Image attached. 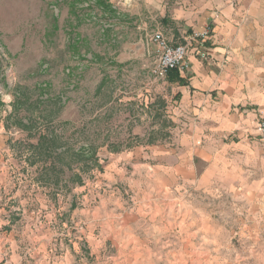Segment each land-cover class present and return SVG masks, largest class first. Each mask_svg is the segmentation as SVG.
I'll use <instances>...</instances> for the list:
<instances>
[{"label": "rangeland", "instance_id": "374dc122", "mask_svg": "<svg viewBox=\"0 0 264 264\" xmlns=\"http://www.w3.org/2000/svg\"><path fill=\"white\" fill-rule=\"evenodd\" d=\"M162 8L0 0V264H264V167L181 181L149 157L182 125L148 43H195Z\"/></svg>", "mask_w": 264, "mask_h": 264}, {"label": "crops", "instance_id": "0c3cea01", "mask_svg": "<svg viewBox=\"0 0 264 264\" xmlns=\"http://www.w3.org/2000/svg\"><path fill=\"white\" fill-rule=\"evenodd\" d=\"M157 1L173 38L185 42L205 28L210 35L190 43L189 70L178 72L183 84L165 78L175 93L170 118L182 128L172 147L151 149L149 157L181 181L195 179L197 163L205 165L200 177L243 168L255 174L264 167V143L254 134L264 116V0Z\"/></svg>", "mask_w": 264, "mask_h": 264}, {"label": "built area", "instance_id": "2783aa9c", "mask_svg": "<svg viewBox=\"0 0 264 264\" xmlns=\"http://www.w3.org/2000/svg\"><path fill=\"white\" fill-rule=\"evenodd\" d=\"M214 18H218V15H214ZM210 35L208 28L203 29L201 32L190 34L187 42L191 41H204ZM152 44L156 48L158 59L152 73L157 78H166L168 73L172 70H177L181 74H185L189 70V63L187 61V45L170 46L165 40L163 34L159 31L155 32L151 38ZM202 59H206V54H200ZM257 134L261 137L264 143V116L260 119L257 127Z\"/></svg>", "mask_w": 264, "mask_h": 264}, {"label": "trees", "instance_id": "16d2710c", "mask_svg": "<svg viewBox=\"0 0 264 264\" xmlns=\"http://www.w3.org/2000/svg\"><path fill=\"white\" fill-rule=\"evenodd\" d=\"M167 79L169 81H177L180 84H183L184 81L182 78L179 77L178 71L177 70H172L168 73Z\"/></svg>", "mask_w": 264, "mask_h": 264}]
</instances>
